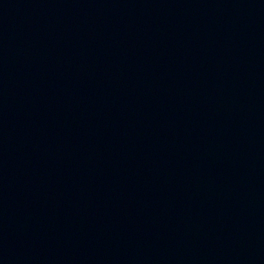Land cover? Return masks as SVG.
Wrapping results in <instances>:
<instances>
[{
	"label": "water",
	"instance_id": "1",
	"mask_svg": "<svg viewBox=\"0 0 264 264\" xmlns=\"http://www.w3.org/2000/svg\"><path fill=\"white\" fill-rule=\"evenodd\" d=\"M0 264H264V0H0Z\"/></svg>",
	"mask_w": 264,
	"mask_h": 264
}]
</instances>
